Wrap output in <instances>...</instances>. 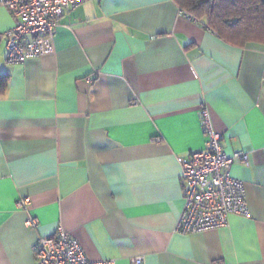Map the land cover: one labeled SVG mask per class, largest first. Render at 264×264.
Instances as JSON below:
<instances>
[{
	"label": "crops",
	"instance_id": "0c3cea01",
	"mask_svg": "<svg viewBox=\"0 0 264 264\" xmlns=\"http://www.w3.org/2000/svg\"><path fill=\"white\" fill-rule=\"evenodd\" d=\"M0 5V264H35L65 229L92 260L264 264V42L233 43L175 0H84L53 49L7 60ZM208 106L250 215L184 233L179 157L206 147Z\"/></svg>",
	"mask_w": 264,
	"mask_h": 264
},
{
	"label": "built area",
	"instance_id": "2783aa9c",
	"mask_svg": "<svg viewBox=\"0 0 264 264\" xmlns=\"http://www.w3.org/2000/svg\"><path fill=\"white\" fill-rule=\"evenodd\" d=\"M84 0H0L16 19L3 35L7 38V60L22 63L53 49L58 19ZM201 122L207 136L206 147L180 156L185 205L178 229L184 233L226 226L232 214L249 216L244 181L231 172L235 158L248 163L249 153L225 150L208 106L201 108ZM35 264H117L116 259L92 260L80 240L65 229L40 237L35 245ZM144 264L142 255L132 258Z\"/></svg>",
	"mask_w": 264,
	"mask_h": 264
},
{
	"label": "trees",
	"instance_id": "16d2710c",
	"mask_svg": "<svg viewBox=\"0 0 264 264\" xmlns=\"http://www.w3.org/2000/svg\"><path fill=\"white\" fill-rule=\"evenodd\" d=\"M180 8L225 39L264 42V0H175Z\"/></svg>",
	"mask_w": 264,
	"mask_h": 264
}]
</instances>
